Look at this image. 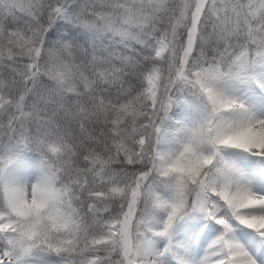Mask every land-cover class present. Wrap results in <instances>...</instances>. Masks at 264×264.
Instances as JSON below:
<instances>
[{"label":"snow or ice","instance_id":"1","mask_svg":"<svg viewBox=\"0 0 264 264\" xmlns=\"http://www.w3.org/2000/svg\"><path fill=\"white\" fill-rule=\"evenodd\" d=\"M0 264H264V0H0Z\"/></svg>","mask_w":264,"mask_h":264},{"label":"trees","instance_id":"2","mask_svg":"<svg viewBox=\"0 0 264 264\" xmlns=\"http://www.w3.org/2000/svg\"><path fill=\"white\" fill-rule=\"evenodd\" d=\"M17 15L18 16H22V19H21V21L19 22V25H14V24H11V23H9V27L10 28H12V27H17V26H19V27H23V19H26V17H23V14H21V13H17ZM6 75V74H5Z\"/></svg>","mask_w":264,"mask_h":264}]
</instances>
